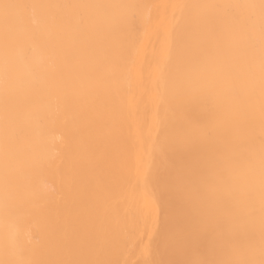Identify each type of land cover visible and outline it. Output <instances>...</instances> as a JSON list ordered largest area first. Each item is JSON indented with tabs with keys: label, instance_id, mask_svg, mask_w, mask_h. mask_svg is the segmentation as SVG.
Returning a JSON list of instances; mask_svg holds the SVG:
<instances>
[{
	"label": "bare ground",
	"instance_id": "6f19581e",
	"mask_svg": "<svg viewBox=\"0 0 264 264\" xmlns=\"http://www.w3.org/2000/svg\"><path fill=\"white\" fill-rule=\"evenodd\" d=\"M262 25V0H0V264H260Z\"/></svg>",
	"mask_w": 264,
	"mask_h": 264
},
{
	"label": "snow or ice",
	"instance_id": "6c2138e0",
	"mask_svg": "<svg viewBox=\"0 0 264 264\" xmlns=\"http://www.w3.org/2000/svg\"><path fill=\"white\" fill-rule=\"evenodd\" d=\"M262 9H264V0H262ZM261 77L262 84H264V25L261 27ZM261 201L262 210H264V150L261 152ZM222 264H253L251 261H225ZM260 264H264V260H261Z\"/></svg>",
	"mask_w": 264,
	"mask_h": 264
}]
</instances>
